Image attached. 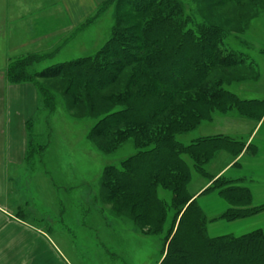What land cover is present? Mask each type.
Wrapping results in <instances>:
<instances>
[{
  "label": "trees",
  "instance_id": "obj_1",
  "mask_svg": "<svg viewBox=\"0 0 264 264\" xmlns=\"http://www.w3.org/2000/svg\"><path fill=\"white\" fill-rule=\"evenodd\" d=\"M242 1L219 0L216 5ZM115 5L111 38L94 56L32 72L67 40L54 54L12 59L8 82L33 85L50 115L60 98L68 99L81 120L95 121L89 138L104 154L133 141L138 153L120 168L105 169L99 196L101 203L112 205L111 213L129 216L136 233L162 238L157 264H264L262 230L241 237L209 235L212 223L264 213V205L253 207L250 190L222 178L214 181L205 171L221 152L240 156L243 144L225 136L201 137L190 145L177 139L211 122L215 114L235 109L244 116L249 103L228 88L254 71L244 67L243 57L222 50L226 28L197 24L177 0H108L76 32L82 33ZM33 126L34 121L28 123L27 161L45 150L33 144ZM184 157L195 172L214 181L201 196L216 192L230 206L219 217L210 219L199 198L189 192L192 169ZM160 190L171 194L170 202L160 197Z\"/></svg>",
  "mask_w": 264,
  "mask_h": 264
},
{
  "label": "rangeland",
  "instance_id": "obj_2",
  "mask_svg": "<svg viewBox=\"0 0 264 264\" xmlns=\"http://www.w3.org/2000/svg\"><path fill=\"white\" fill-rule=\"evenodd\" d=\"M106 1L108 0H0V12L5 16L23 15L22 19L8 20L9 24H14L15 27L17 25L18 28L30 27L36 23L39 31L38 27L41 25L44 42L39 50L40 54H54L68 40L60 52L32 69V72L40 73L54 66L94 56L106 45L111 38L116 5L82 33L76 32L78 27L97 16ZM177 1L185 4L197 24L213 22L226 28L227 36L222 50L243 57L244 67L254 71L244 70V74L251 72L252 76L256 75L252 59L264 61V0H243L226 6H217L219 0H210L213 7L206 0ZM72 12H77V15L72 17ZM82 16L83 19H80ZM71 23H75L76 27L71 32L57 33ZM19 32L21 35L22 30ZM57 90L62 92L60 88ZM37 94L40 106L33 118L32 142L45 150L39 151L31 161H27L21 169V175L10 181L12 190L41 188L46 191L43 193L48 190V202L43 198V205L37 207V212L44 213L48 204L53 214L36 217L69 263L157 264L161 259L162 238L143 237L136 233L130 217L111 213L112 205L101 203L99 196L105 169L109 166L120 168L122 162L138 153L133 141L123 143L114 153L104 154L89 138L94 120H81L79 111L69 106V100L65 98L58 100L55 113L50 115L43 110L41 96ZM209 123H203L195 131L180 135L178 141L190 145L196 139L208 135L211 127ZM222 153L228 154L219 153L205 169L211 178V165ZM184 159L192 169L189 192L195 196L211 179L195 172L188 157ZM36 196L39 198L38 193ZM160 197L167 202L171 200V194L163 190H160ZM199 202L210 219L225 213L229 208L216 192L201 197ZM12 210H15L14 206ZM43 219L50 224L47 225ZM217 224L213 227L216 232L209 226L211 237H241L256 230H264V215L243 222L219 221Z\"/></svg>",
  "mask_w": 264,
  "mask_h": 264
},
{
  "label": "crops",
  "instance_id": "obj_3",
  "mask_svg": "<svg viewBox=\"0 0 264 264\" xmlns=\"http://www.w3.org/2000/svg\"><path fill=\"white\" fill-rule=\"evenodd\" d=\"M76 15L77 12H72V17ZM22 16H5L0 12V264H71L62 255L50 233L42 229L43 224L36 217L53 214L48 204L44 213L37 212V207H42L44 199L48 202V190L47 193H43L46 191L41 188L12 190L10 186V181L21 175V169L27 162L28 123L34 121L40 106L35 87L31 84L12 85L6 78L12 59L31 53L40 54L44 42L41 25L38 31L36 23L23 28L8 23L10 19H22ZM79 18L83 19V16ZM15 28H18L17 32H14ZM75 28V23H71L57 33L67 34ZM252 60L256 75L250 73V79L241 84L234 83L228 88L240 100L249 103L244 108L245 115H240L235 109L225 115L215 114L209 123V134L203 137L225 136L243 144V152L237 158L220 154L211 165L210 173L214 181L222 178L250 190L253 207H260L264 205V61ZM213 182L206 183L195 193L198 201ZM12 206L15 210H12ZM261 215L264 213L256 217ZM42 221L50 224L48 220ZM217 223L209 226L215 230L213 227Z\"/></svg>",
  "mask_w": 264,
  "mask_h": 264
}]
</instances>
